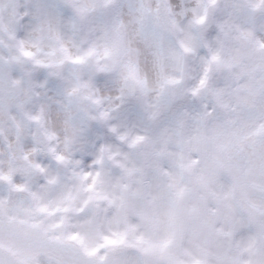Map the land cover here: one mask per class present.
<instances>
[{"label":"rangeland","instance_id":"rangeland-1","mask_svg":"<svg viewBox=\"0 0 264 264\" xmlns=\"http://www.w3.org/2000/svg\"><path fill=\"white\" fill-rule=\"evenodd\" d=\"M263 1L201 0L193 33L201 42L196 85L184 74L185 56L192 48L170 28L177 27L170 23V0L146 1L149 25L157 23L167 33L181 60L180 71L162 80V96L153 102L140 97V77L137 90L125 81L119 96H102L90 86L117 71L110 53L91 43L96 33L116 38L115 26L106 21L117 11L116 0H0V236L26 263L124 264L131 255L135 264H247L240 229L250 236L255 255L260 253L264 184L239 176L231 162L245 160L262 141L250 139L243 123L232 121L224 102L227 98L229 104L231 99L234 105L252 106L264 91L263 32L255 42L240 24L228 26L233 12L241 8L243 16L254 17ZM235 2L240 3L237 9ZM47 4L75 25L77 47L69 50L60 35L53 50L29 43L28 22L40 18ZM202 26L205 34L212 26L220 35L218 48L234 45L231 63L219 59L221 51L211 42L206 44ZM68 80L73 88L65 87ZM51 87L64 93L54 106L69 108L66 120L75 125L74 132L62 133V140L46 117L27 104L37 106ZM163 100L171 105L169 112L161 111ZM126 101H135L138 119L119 128L111 113ZM159 127V137H150ZM258 160L264 164V145ZM85 169L98 174L94 176L105 171L116 175L121 180L116 193L103 190ZM49 172L52 180L63 177L68 188L78 180L77 192L73 186L68 189L63 204L37 198L42 186L52 187ZM163 179L170 181L163 190L176 208L177 221L182 220L175 222L171 239L168 233L164 240L154 210L155 191L161 190ZM82 216L93 225L89 238L72 227L73 219ZM190 230L206 247L225 241V259L220 255L221 262L212 261L206 251L187 256ZM38 256L43 260L37 262Z\"/></svg>","mask_w":264,"mask_h":264},{"label":"bare ground","instance_id":"bare-ground-1","mask_svg":"<svg viewBox=\"0 0 264 264\" xmlns=\"http://www.w3.org/2000/svg\"><path fill=\"white\" fill-rule=\"evenodd\" d=\"M146 1L148 0H116L117 11L114 15L110 14V17L107 15L108 19L106 20L115 26L116 38L112 39L114 38V35L111 37L109 34L106 37L96 33L92 40L93 42L91 41V43L101 52L110 53L111 58L114 59L113 63L116 64L117 67L116 74L113 77L104 79L99 83L91 81L90 86L94 87L96 92L102 96L110 93L119 96L121 92L124 93L123 88H125V81H128L127 84H130L131 89L137 90V87L139 88L137 77H140L143 80L141 82L142 88L139 89V91H142L140 97H142L143 94V97L149 99V101L152 100L153 102H157L162 96L160 85L162 80L166 77L177 75L181 69V67H179L181 61L180 55L174 48H172L167 39V33L164 31L160 32L157 23L153 26L149 25V19H146L147 15L144 13V4ZM170 2L172 6V12L169 16L170 23L173 22L177 26H170V28H174L177 36L182 38L185 42L187 41L192 48L190 54L185 56L183 64L184 74H187V76L190 77L189 80L191 83L196 85L199 81L201 72V58L198 55L201 42H199L198 36H195L193 33L194 20L201 14L203 8L202 3L201 0H170ZM235 3L234 6L238 5L239 8L240 3ZM47 5L48 6L42 7L43 11L39 14L40 18L38 17L37 20H30L28 22L27 37L29 43H32L34 46L41 49L53 50L55 48L54 39L60 35L64 40L65 46L69 50L73 46L77 47L76 40L72 39V35L77 37L75 25L64 16L55 12L51 4ZM230 8L235 9L233 6H230ZM259 9L261 10L256 16L249 18L250 16H243L240 12L241 8H239L238 12H233L231 14L230 20L232 22L229 23L228 26L232 28V23L240 24L243 27L242 31L245 35L249 33L255 42L259 41L261 39V32H263L262 35H264V17H262L264 16V1ZM39 15L36 14L35 16ZM259 16L260 18H258ZM153 27H156V30H154ZM209 27L210 31L207 34L204 33L205 26L200 28V32L208 41H206V44H212L214 50L217 51L220 49L218 48L220 35L217 34L212 26ZM211 28H213L212 31ZM209 42H211V44ZM80 48L84 49L85 46ZM210 49L212 48L210 47ZM220 51L221 52L218 53L219 59L223 62L229 61L231 63L235 57L234 51H236V49H234V45L226 43V47H224V49L221 48ZM41 53H43L45 57L48 52ZM68 84L71 88L74 87L69 80L65 82V87H67ZM65 87L62 89H65ZM58 89L59 88L51 89L47 95L41 98L39 104L35 107H32L29 103L27 104L30 109H33L36 113L46 117L50 128L53 129V131L59 132V138L62 140V135L65 131L66 133L75 131V125L70 124L66 120L68 113L70 112L69 108L54 106V100L64 94L63 92L61 93L60 90L58 91ZM257 98L256 103L252 106H248L247 103L240 106L234 105L231 99L230 106L227 98L224 104L225 108H227L230 113L232 121L235 123H243L242 129L247 135L249 133L251 134L250 139L257 142L262 141V144L259 147H256V151L252 154L247 153L249 155L248 157H245V160H234L231 163L237 174L239 173V176L257 178L260 183L264 184V164L261 160H258L259 153H261V148L264 145V91L257 93ZM163 101L164 104L161 111L164 113H166V111L169 112L171 105L169 107L167 101ZM123 104L122 107H118V110L111 113L113 122H116L119 128H121L120 126L123 123L131 125L138 119L136 116L137 106L135 105V101H126ZM161 131L162 128L159 127V129H157L153 135L151 134L150 137H159V132ZM171 138H174V136ZM83 145H86V149H89L85 142ZM88 152L92 153V151ZM85 171L90 173V178L96 179L97 184H102L103 190L109 191L111 194L116 193V189L121 181L116 175H110L105 171L101 173L100 176H94V174H96L94 171L89 172L88 169H85ZM91 173H93V175ZM174 173V171H171L172 176H174ZM49 175L51 177L52 187L46 188L42 186L37 191V198L39 201L50 205H60L64 203V196L67 194L68 189H71L73 186V190L75 193L77 192V179H75L72 186H69L68 188V184L63 177L55 176L52 180L50 172ZM175 179L176 178H174V181ZM161 181V190L155 191L156 200L154 210L157 211L158 216H160V225H157V231L159 232L160 238L164 240V238H167V236L164 237V235H167L168 233L169 239H171L170 237L173 234L175 222H181L182 220L177 221L176 208L171 205L170 196L163 190V186H166L170 181H168V179H163ZM193 186L196 187L197 185L193 184ZM113 187H115V190H113ZM73 223L72 227L80 230L85 237L89 238L93 236V225L90 223L88 217L82 216L74 218ZM7 243L10 244L9 247L11 248L4 247L5 245L7 246ZM239 243L243 246V255L248 262L247 264H264V245L258 246L260 253L255 255L253 252L255 246L252 245L250 236L242 229L239 231ZM225 246V241L217 240L213 241L210 244V247H206L203 245L202 238L199 235L192 233L191 230L188 232L187 256L189 257L193 256V254L197 255L200 251H206L210 252V259L212 261H220V255L225 259L222 254L223 251H226ZM35 259L37 262L43 260L42 256H38ZM124 259V264H135L136 262L135 258L131 255ZM0 264L28 263H26L20 253L12 247L10 242H7L0 236Z\"/></svg>","mask_w":264,"mask_h":264}]
</instances>
